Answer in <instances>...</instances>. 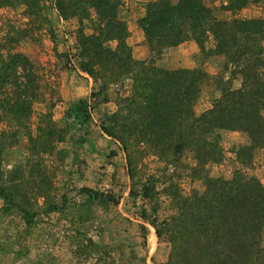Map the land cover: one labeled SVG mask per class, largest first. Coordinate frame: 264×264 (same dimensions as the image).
Here are the masks:
<instances>
[{"label":"trees","instance_id":"1","mask_svg":"<svg viewBox=\"0 0 264 264\" xmlns=\"http://www.w3.org/2000/svg\"><path fill=\"white\" fill-rule=\"evenodd\" d=\"M247 3L232 0L229 9L239 10ZM20 4L36 16L44 9L40 0H0V7ZM53 4L62 19L90 22L91 34L77 31V56L80 69L99 82L100 91L131 80L129 94L119 99L100 128L124 153L129 196L149 203L150 224L156 236L169 243L168 259L160 264H264V184L253 173L237 171L230 179L204 174L208 163L223 158L220 131H237L245 137L234 154L239 164L250 161L249 169L255 151L264 149V18L217 19L203 0L148 1L138 26L150 54L189 40L203 52L212 35L216 44L209 52L223 55L225 65L233 66L211 107L197 114L194 106L207 73L201 68H163L135 58L127 24L117 15L119 0H54ZM37 78L26 55L13 47L0 51V125L7 121L0 127L1 211L18 215L26 227L39 215L63 210L59 201H65L55 185L54 168L45 162L48 156L61 160L57 144L65 130L56 125L48 108L31 126L33 103L44 101ZM86 104L84 100L74 104L76 115L88 117ZM20 134L28 139L26 160L4 169L1 153L16 144ZM186 152L192 154L191 168L203 179L205 190L182 195L173 184L167 186L163 193L175 212L157 222L159 192L155 178L140 173L143 161L151 154L164 165L175 166ZM79 190L93 201L109 197L87 187Z\"/></svg>","mask_w":264,"mask_h":264},{"label":"rangeland","instance_id":"2","mask_svg":"<svg viewBox=\"0 0 264 264\" xmlns=\"http://www.w3.org/2000/svg\"><path fill=\"white\" fill-rule=\"evenodd\" d=\"M40 1L44 9L37 16L27 11L23 4L0 7V51L13 47L34 65L38 77L36 83L44 101H36L32 105V128L36 125L37 114L48 108L56 125L65 130L63 141L57 144L58 149H62L61 160L57 156L45 158L47 165L54 168L57 190L65 196V201H59L64 208L39 215L32 226L26 227L18 215L1 211L3 201L0 199V264L165 262L170 252L169 243L156 236L150 224L153 213L149 203L140 197L129 196L130 179L124 153L118 142L100 128V124L116 109L119 99L129 94L131 80L124 79L110 85L106 92L100 91L99 82L80 69L81 60L77 56V31L81 29L85 34H91L90 22L85 19L79 21L75 17L62 19L54 7V0ZM137 1L145 14L149 0ZM203 1L217 19L264 18V0H248L239 10L229 9L232 0ZM119 2L117 15L121 10L134 7L130 0ZM126 24L129 30L127 41H130L131 31ZM110 44L113 46L115 42ZM215 44L213 36L209 35L203 52L196 45L197 51L189 55L188 62L167 66L169 69L201 68L207 73L194 106L197 114L211 107L213 99L219 95L221 81L225 83L233 70L231 64L225 65L223 55L209 52ZM130 46L133 54L134 48ZM262 47L264 49V40ZM183 49L189 51L190 47L187 44ZM146 53L144 58L140 50L133 55L155 63L161 54L152 55L149 49ZM19 71L22 72L21 69ZM239 81L238 76L232 86L237 87ZM79 100L87 102V118L84 113L76 115V109H73ZM6 122L0 127L4 128ZM240 143L241 134L220 131L223 158L217 163H208L204 174L230 179L237 171L253 173L264 184V150L255 151L252 168L249 169L250 161L242 165L235 159L234 152ZM27 145V137L18 135V142L1 153L2 167L9 169L14 163H24ZM193 165L190 152H186L175 166H166L151 154L145 157L140 173L152 175L156 180L155 189L159 192L155 214L157 222L175 212V205L163 193L167 186L173 184L182 195L204 192L205 183L191 168ZM81 187L107 195L108 200L93 201L86 192L79 190ZM141 225L147 230L143 231ZM261 243L264 246V230Z\"/></svg>","mask_w":264,"mask_h":264},{"label":"crops","instance_id":"3","mask_svg":"<svg viewBox=\"0 0 264 264\" xmlns=\"http://www.w3.org/2000/svg\"><path fill=\"white\" fill-rule=\"evenodd\" d=\"M130 1L134 3V7L131 8V10H121L120 13H118V16L121 19H123L124 21H126L129 25L131 35H130V41H128V42L134 48L133 54L135 55L137 50H140L141 51L140 55L142 58H144V56L147 54L146 52H148V47L143 42V40H144L143 31L141 30V28L138 26V23H137V20L139 18L143 17L144 11H141V9H142V8H140L141 3H138L137 0H135L136 2H134L133 0H130ZM134 36H136V37L134 38ZM187 44L190 47L189 51H186L183 49L184 47L187 46ZM181 50H183V51H181ZM196 51H197L196 43L194 41L189 40V41L182 42L176 46L163 49L161 54H160V57L156 60L155 65L159 66V67L167 68L168 64H174V63H178V62H182V61L188 62L190 59L189 55L192 52H196ZM180 52H182V53H180ZM169 54H173V55H169ZM169 57H170V59H169ZM233 132L238 133L237 131H233ZM241 142L242 143L246 142L245 137L243 135H241Z\"/></svg>","mask_w":264,"mask_h":264},{"label":"built area","instance_id":"4","mask_svg":"<svg viewBox=\"0 0 264 264\" xmlns=\"http://www.w3.org/2000/svg\"><path fill=\"white\" fill-rule=\"evenodd\" d=\"M61 21H63V20H61Z\"/></svg>","mask_w":264,"mask_h":264}]
</instances>
